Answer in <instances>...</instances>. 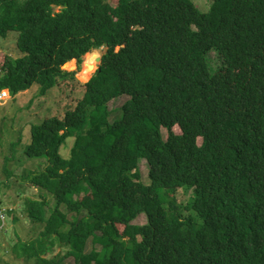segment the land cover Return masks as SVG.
Wrapping results in <instances>:
<instances>
[{"label": "trees", "instance_id": "1", "mask_svg": "<svg viewBox=\"0 0 264 264\" xmlns=\"http://www.w3.org/2000/svg\"><path fill=\"white\" fill-rule=\"evenodd\" d=\"M10 31L22 55L0 61L8 94L34 82L45 92L58 78L79 84L62 65L106 46L75 105L30 127L24 152L41 168L27 181L55 203L25 199L42 227L14 245L17 255L34 264H264V0H211L207 11L193 0H0V36ZM210 51L221 58L215 68ZM92 68L85 62L80 79ZM120 95L111 120L107 103ZM181 188L191 190L183 208ZM141 213L145 223L133 224ZM56 246L64 254L47 257Z\"/></svg>", "mask_w": 264, "mask_h": 264}, {"label": "rangeland", "instance_id": "2", "mask_svg": "<svg viewBox=\"0 0 264 264\" xmlns=\"http://www.w3.org/2000/svg\"><path fill=\"white\" fill-rule=\"evenodd\" d=\"M211 0H193L200 11H207ZM115 5L116 0H109ZM59 7H55L54 11H58ZM18 32L10 31L6 37L0 36V61L5 56L15 59L22 55V52L17 48ZM98 50V52H96ZM106 46H101L93 49L82 55L80 63H74V66H63V70L74 73V78L79 84L70 77L60 81L50 87L45 92H41V85L34 82L27 90L12 93L0 89V208L4 209L3 224L0 222V264L7 262H17L18 264H34V259H27L19 256L13 250L14 245L20 241L33 239L37 236L41 223L34 222L29 218L24 211V201L27 198H40L44 196L47 205L53 207L55 198L44 188L31 187L28 184V175L32 171L41 168L40 160L29 158L25 154V149L29 145L30 127L32 124H38L44 119L51 116L63 115L68 109L83 95V87L80 84L88 81L99 69L101 61H97L98 56H102ZM90 53V54H88ZM93 56V62L87 60ZM97 56V57H96ZM209 64L214 68L221 63V58L215 51H210L208 54ZM85 60V61H84ZM85 62L94 66V69L86 80H81L79 73L81 72ZM127 96L120 95L111 99L107 103V108L110 112L111 120L121 115V105L126 100ZM175 132H179L177 126L173 128ZM162 136L166 138V130L162 128ZM74 136L68 137L60 148V154L63 157H68L70 149L74 143ZM200 142V140H198ZM139 172L143 181H147V164L145 160L139 161ZM4 178V179H3ZM112 194V192H108ZM177 201L184 205L191 202V190L177 189L175 192ZM16 204L18 207H13ZM12 212H8V210ZM184 214H187L185 211ZM146 221L144 214L138 215L132 223L143 224ZM122 230L123 226H118ZM66 248L54 247L53 253L47 257L54 255H63ZM61 264H74L72 257L65 258Z\"/></svg>", "mask_w": 264, "mask_h": 264}, {"label": "water", "instance_id": "3", "mask_svg": "<svg viewBox=\"0 0 264 264\" xmlns=\"http://www.w3.org/2000/svg\"><path fill=\"white\" fill-rule=\"evenodd\" d=\"M96 60H97L98 62L101 61V56H98V57L96 58ZM69 61H70V60L66 61V62L62 65V69H64L63 66L67 65V64L69 63ZM99 63H100V62H99ZM90 67H92V65H90ZM86 82H87V81H86Z\"/></svg>", "mask_w": 264, "mask_h": 264}, {"label": "bare ground", "instance_id": "4", "mask_svg": "<svg viewBox=\"0 0 264 264\" xmlns=\"http://www.w3.org/2000/svg\"><path fill=\"white\" fill-rule=\"evenodd\" d=\"M96 52H98V50L96 51ZM88 54H90V53H88ZM97 57V56H96ZM93 56H91V57H88V55H87V60L89 61V62H93ZM85 61V60H84ZM88 63V62H87ZM89 64V63H88ZM90 66V65H89ZM94 67V66H93ZM91 69V68H90ZM93 69V68H92ZM88 76V75H87ZM80 77H82V76H80ZM84 77H86V76H84Z\"/></svg>", "mask_w": 264, "mask_h": 264}, {"label": "built area", "instance_id": "5", "mask_svg": "<svg viewBox=\"0 0 264 264\" xmlns=\"http://www.w3.org/2000/svg\"><path fill=\"white\" fill-rule=\"evenodd\" d=\"M4 217V209L0 208V218ZM0 222L3 224L4 219L0 220Z\"/></svg>", "mask_w": 264, "mask_h": 264}, {"label": "crops", "instance_id": "6", "mask_svg": "<svg viewBox=\"0 0 264 264\" xmlns=\"http://www.w3.org/2000/svg\"><path fill=\"white\" fill-rule=\"evenodd\" d=\"M33 186H35V188H38V186H36V185H31V187H33ZM15 207H18V206L16 204H14L13 207H9V208H15Z\"/></svg>", "mask_w": 264, "mask_h": 264}]
</instances>
